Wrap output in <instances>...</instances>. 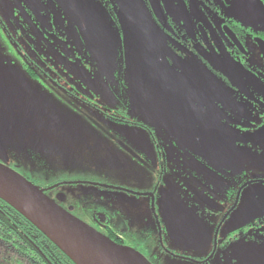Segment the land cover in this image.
Segmentation results:
<instances>
[{"label":"flooded vegetation","instance_id":"flooded-vegetation-1","mask_svg":"<svg viewBox=\"0 0 264 264\" xmlns=\"http://www.w3.org/2000/svg\"><path fill=\"white\" fill-rule=\"evenodd\" d=\"M45 135L77 178L26 174ZM0 140L150 264H264V0H0ZM21 247L0 264H63Z\"/></svg>","mask_w":264,"mask_h":264},{"label":"water","instance_id":"water-1","mask_svg":"<svg viewBox=\"0 0 264 264\" xmlns=\"http://www.w3.org/2000/svg\"><path fill=\"white\" fill-rule=\"evenodd\" d=\"M0 140V161H5ZM14 170L0 163V201L12 208L75 264H150L118 246L51 201Z\"/></svg>","mask_w":264,"mask_h":264},{"label":"rangeland","instance_id":"rangeland-1","mask_svg":"<svg viewBox=\"0 0 264 264\" xmlns=\"http://www.w3.org/2000/svg\"><path fill=\"white\" fill-rule=\"evenodd\" d=\"M57 141L58 140L49 139L46 135L41 136L40 144L37 142L34 150L38 154L25 155V158L29 162H31V160L41 162V166L37 168V171H26V174L29 175L31 179L36 180L39 184L53 182L58 179L70 180L71 178H77L70 173L66 166L65 153L73 150L74 157L77 158L76 163L80 165V154L83 144L76 142V136L65 138V143H59ZM37 146L40 147V149ZM67 147L69 148L68 150H66ZM20 173L23 174L24 169H22ZM89 190L90 188L81 185L62 186L59 188V191L68 197V203L71 204V206H77L79 209L74 211L72 216L80 221L83 220L81 210L83 203L82 199L85 194H89ZM7 259V264H17L14 259H12L11 255H8Z\"/></svg>","mask_w":264,"mask_h":264},{"label":"trees","instance_id":"trees-1","mask_svg":"<svg viewBox=\"0 0 264 264\" xmlns=\"http://www.w3.org/2000/svg\"><path fill=\"white\" fill-rule=\"evenodd\" d=\"M0 239L6 245L23 246L21 248L24 251H35L33 256L45 259L51 257L58 263L75 264L21 215L2 201H0ZM27 243L34 245L31 246L34 250L25 247Z\"/></svg>","mask_w":264,"mask_h":264}]
</instances>
